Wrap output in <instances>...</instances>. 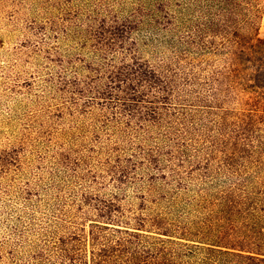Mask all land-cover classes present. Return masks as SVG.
<instances>
[{"label":"trees","instance_id":"obj_1","mask_svg":"<svg viewBox=\"0 0 264 264\" xmlns=\"http://www.w3.org/2000/svg\"><path fill=\"white\" fill-rule=\"evenodd\" d=\"M94 1L34 45L58 146L0 151V264H264V0Z\"/></svg>","mask_w":264,"mask_h":264},{"label":"rangeland","instance_id":"obj_2","mask_svg":"<svg viewBox=\"0 0 264 264\" xmlns=\"http://www.w3.org/2000/svg\"><path fill=\"white\" fill-rule=\"evenodd\" d=\"M49 1L0 0V151L23 145L25 163L36 161L45 167L51 166L58 138L53 127L48 132L40 128L56 102L52 94L43 91L47 68L34 45L40 40L41 26L61 16L58 8L62 10L73 2L79 11L95 5L94 0H62L61 6ZM65 18L75 20V15L67 13ZM260 34L264 38V18ZM32 172L28 170L27 177H32ZM6 204H13L12 197L0 195V206ZM0 209V235H5L3 213L11 216L12 212L10 208Z\"/></svg>","mask_w":264,"mask_h":264}]
</instances>
